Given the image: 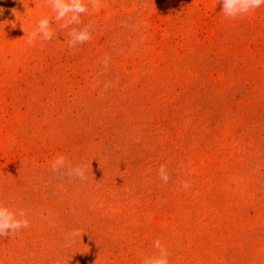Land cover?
<instances>
[{"label":"rangeland","instance_id":"obj_1","mask_svg":"<svg viewBox=\"0 0 264 264\" xmlns=\"http://www.w3.org/2000/svg\"><path fill=\"white\" fill-rule=\"evenodd\" d=\"M88 7L28 46L55 13L0 0V204L29 219L0 238V264H141L157 238L170 264H264V6Z\"/></svg>","mask_w":264,"mask_h":264},{"label":"clouds","instance_id":"obj_2","mask_svg":"<svg viewBox=\"0 0 264 264\" xmlns=\"http://www.w3.org/2000/svg\"><path fill=\"white\" fill-rule=\"evenodd\" d=\"M52 11L55 13L53 18H42L38 21L37 27L28 36V46H33L37 41H50L55 35L52 27L53 21H59L60 28H69L71 25H79L80 17L89 13L88 4L93 9L98 6L99 0H47ZM264 6V0H222V13L228 19H238L253 13L255 10ZM69 47H75L91 40L92 35L87 27L82 29L72 28L69 32ZM65 166V157L57 155L51 163L53 170ZM158 174L160 180L167 184L170 177L165 165H161ZM69 175H74L81 180L85 178V172L80 167L72 168ZM182 187L187 189L188 182H182ZM29 227V219L24 209H13L7 205L0 204V238L11 236L22 229ZM156 253L145 256L141 264H170L169 252L164 242L157 238L153 241Z\"/></svg>","mask_w":264,"mask_h":264}]
</instances>
